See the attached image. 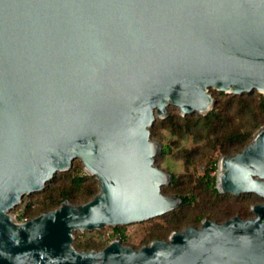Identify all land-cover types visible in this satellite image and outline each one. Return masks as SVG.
<instances>
[{
    "label": "water",
    "instance_id": "95a60500",
    "mask_svg": "<svg viewBox=\"0 0 264 264\" xmlns=\"http://www.w3.org/2000/svg\"><path fill=\"white\" fill-rule=\"evenodd\" d=\"M209 89L264 95V0H0V264H264V203L138 249L73 246L75 231L181 205L161 192L173 176L154 163L150 128L170 105L206 115ZM75 159L98 192L18 221L22 198ZM215 181L264 198V126L219 158Z\"/></svg>",
    "mask_w": 264,
    "mask_h": 264
},
{
    "label": "rangeland",
    "instance_id": "374dc122",
    "mask_svg": "<svg viewBox=\"0 0 264 264\" xmlns=\"http://www.w3.org/2000/svg\"><path fill=\"white\" fill-rule=\"evenodd\" d=\"M209 92L215 99L214 107L217 106L216 102H223L226 99L225 95H231L214 89H209ZM243 94L253 98H257L258 95H263L257 91ZM167 111L168 116H181L177 107L170 105L167 107ZM164 119L156 118L152 127ZM152 127L150 130L153 129ZM150 137L151 140L169 146L168 154L164 156L159 154L155 157V165L178 179V182L170 187L168 191L163 192V194L167 196L179 194L188 195L190 193L195 195V199L190 204L180 209L178 214L182 219L179 223L180 230L187 226L199 227L201 220L196 218L197 215L217 222H223L235 215L241 218H250L253 216L250 211L251 205L261 203V199L259 197L257 198L256 195L232 196L230 194H214L211 187L208 189L205 187L207 179L204 176L205 167L209 161L214 159L219 160L223 156L219 150L213 152L208 145L197 142L192 135H185L180 138L162 126L157 128ZM216 171L217 164L216 170L212 171L210 176H216ZM83 175L88 177V182L93 181L98 187V181L95 177L87 175L83 170L81 162L75 159L68 171L56 173L54 178L46 184L43 191L25 195L23 201L15 208H19L17 210L20 211L26 204H30L33 207V211H36L47 198L49 191L63 185H69L72 177ZM11 213L13 212L11 211ZM13 214L15 215V213ZM175 219V215L173 216L171 213H167L166 215L141 223L117 227L105 226L100 230L93 231H75L74 241L81 243L91 242L99 247H105L112 240H120L123 245L138 249L148 244L156 236L166 240L169 236L168 229L175 222Z\"/></svg>",
    "mask_w": 264,
    "mask_h": 264
},
{
    "label": "trees",
    "instance_id": "16d2710c",
    "mask_svg": "<svg viewBox=\"0 0 264 264\" xmlns=\"http://www.w3.org/2000/svg\"><path fill=\"white\" fill-rule=\"evenodd\" d=\"M225 96L226 99L223 102H216L217 106L204 116L193 113L183 117L177 115L166 117L152 127L153 129L150 130V135H153L154 131L162 126L165 129H169L173 135L180 138L185 135H192L197 142L208 145L213 152L219 150V152L225 156L235 155L251 141L253 134L264 125V96L258 95L257 98L249 97L244 94ZM161 146L160 155L164 156L168 154L169 146L163 143H161ZM217 162L218 159L209 161L204 170V176L207 178L205 187L207 189L211 187L214 194H218L219 192L215 187V176H210V173L216 170ZM172 176L173 179L171 183L161 187L162 193L168 191L170 187L178 182V179L175 178L174 175ZM97 192L98 187L96 183L93 181L88 182L87 176H74L71 178L69 185H63L49 191L47 198L36 211H33V207L30 204H26L20 211L17 210L19 208H13L11 211L15 213L18 221H22L34 218L45 211L57 208L64 200H68L73 204L87 202ZM173 196L180 197L182 203L176 210L170 212L173 216H176V219L175 222L170 225L168 234L180 230L179 223L182 220L181 216L178 215L180 209L190 204L195 199V195L191 193L188 195L179 194ZM196 218L201 221L205 219L201 215H197ZM153 240L165 239L156 236L149 242ZM73 246L79 251L101 250L103 248L91 242L81 243L77 241H74Z\"/></svg>",
    "mask_w": 264,
    "mask_h": 264
},
{
    "label": "flooded vegetation",
    "instance_id": "af4514ba",
    "mask_svg": "<svg viewBox=\"0 0 264 264\" xmlns=\"http://www.w3.org/2000/svg\"><path fill=\"white\" fill-rule=\"evenodd\" d=\"M264 203V198H261V204H263Z\"/></svg>",
    "mask_w": 264,
    "mask_h": 264
}]
</instances>
